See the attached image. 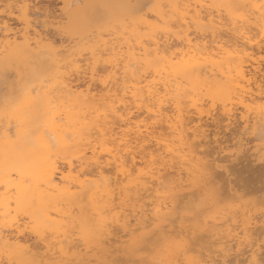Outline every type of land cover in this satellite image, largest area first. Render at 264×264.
I'll return each instance as SVG.
<instances>
[{
  "label": "bare ground",
  "instance_id": "1",
  "mask_svg": "<svg viewBox=\"0 0 264 264\" xmlns=\"http://www.w3.org/2000/svg\"><path fill=\"white\" fill-rule=\"evenodd\" d=\"M59 1L0 0V73L35 72L0 113V264H227L233 240L261 264L264 201L228 177L264 162V0H135L92 46L70 43L100 6ZM217 104L227 128L240 114L235 151Z\"/></svg>",
  "mask_w": 264,
  "mask_h": 264
},
{
  "label": "rangeland",
  "instance_id": "2",
  "mask_svg": "<svg viewBox=\"0 0 264 264\" xmlns=\"http://www.w3.org/2000/svg\"><path fill=\"white\" fill-rule=\"evenodd\" d=\"M39 1V3H38V5L40 6V7H42L43 9L44 8H46V9H51V11L53 10V12H54V10H55V13L57 12H60V8H61V6H62V3L59 1H57V0H38ZM107 1V2H106ZM90 0V2H92V3H94V9H96L97 10V8H98V6H100V8L102 9L101 11H98L97 10V12H98V14L96 13V14H92V13H90L88 16H87V21H88V30L85 32V33H82V34H80L79 36L78 35H75V37L73 38L74 39V41L72 42V40H71V43H70V37H69V35H71L72 37L74 36V35H72L71 33H69V35H65V34H62L63 36H60L61 34H59V32H55L56 31V29L54 30L53 28H52V30H51V28H50V30H49V33L52 35V36H54V37H57L56 39H58V42H59V44L61 43V40L64 42V44H69L70 43V45H74L76 42H78V43H85V41H86V45L85 46H92V45H94L96 42H97V40L98 39H100L101 37H103V38H109V37H113L114 36V34L112 33V32H114L115 30L118 32V33H120L122 30H123V27L125 26L124 24L125 23H127V21L128 20H124V18L125 17H127V19H129L130 21H132V17L131 16H133L135 13H136V5H135V3H137L135 0H110V2H109V0ZM122 1H124V3H121ZM98 4V5H97ZM124 4H125V6H124ZM50 6V7H49ZM134 6V7H133ZM96 7V8H95ZM148 7H149V5H148ZM131 10H130V9ZM57 9H58V11H57ZM133 9V10H132ZM100 10V9H99ZM103 10L105 11V12H103ZM123 10H124V12H123ZM95 11V10H94ZM95 13V12H94ZM104 13V14H103ZM99 15L101 16V18L99 17ZM1 17H2V15H0ZM108 16V17H107ZM106 18V19H105ZM99 19V20H98ZM104 19V20H103ZM117 20V21H116ZM126 21V22H125ZM96 22H98L97 24H96ZM111 22V23H110ZM91 23V24H90ZM108 23H109V25H108ZM113 23H115V24H113ZM128 23H129V21H128ZM128 23L126 24V25H128ZM131 23V22H130ZM15 24V23H14ZM18 25V24H17ZM119 26V27H117L118 28V30H119V28H120V30L118 31L117 30V28H116V26ZM52 27V26H51ZM122 27V28H121ZM109 28L111 29V33H110V30H109ZM95 30V31H94ZM112 30H114V31H112ZM106 31H107V33L109 34H111V35H108L107 33H106ZM98 32H100V33H98ZM103 34H102V33ZM96 33V34H95ZM54 34H56V35H54ZM58 34V35H57ZM87 35V37H85V38H83V36L84 35ZM88 34H89V38H88ZM107 34V35H106ZM85 35V36H86ZM104 35H105V37H104ZM66 36V37H65ZM76 36H78V37H76ZM63 37H64V40H63ZM77 38V39H76ZM82 38V40H80ZM66 39V40H65ZM92 39V41H90ZM97 39V40H96ZM88 40V41H87ZM67 41V42H66ZM69 41V42H68ZM95 42V43H94ZM88 43H90V45H88ZM69 45V46H70ZM77 47V46H76ZM14 63V64H13ZM13 63H11V64H9V65H6L5 67H3L2 69V75H1V73H0V78H1V80H0V82H2L1 84H0V113H3V114H6L5 112H7V113H9L8 112V108L10 109L11 108V106L12 105H15L16 103H14V102H17V97H18V94L22 91V90H20L21 88V86L22 85H24V83L25 82H27L28 83V81H29V79H30V76H31V73L32 74H34L35 72H31L30 73V69L27 67V66H25L22 62H20V61H15V62H13ZM24 65V66H23ZM35 67H37V66H33V68H35ZM38 69V68H37ZM31 70H33V69H31ZM4 72V73H3ZM6 72V73H5ZM5 74V75H4ZM3 77V78H2ZM25 78V79H24ZM31 78H32V76H31ZM7 79V80H6ZM13 79V80H12ZM33 79V78H32ZM31 79V80H32ZM28 80V81H27ZM3 85V86H2ZM5 85V86H4ZM12 86V87H11ZM23 89V88H22ZM216 90H214V94L215 95H220V89L219 88H215ZM19 92V93H18ZM204 92H205V90H204ZM8 96H7V95ZM5 96V97H4ZM6 97H8V98H6ZM16 99V100H15ZM12 102V103H11ZM5 103H7V105L5 104ZM9 103H11L10 105H9ZM14 103V104H13ZM3 105V106H2ZM5 105V106H4ZM9 106V107H8ZM218 106H220L219 104H217V108H218ZM221 107V106H220ZM4 108V109H3ZM14 108V107H13ZM216 108V110H214L215 112H217V113H219V114H216V116L218 117V119H221V118H223L224 116L222 115V113H221V110H220V108H218L217 109ZM10 110H12V109H10ZM218 110V111H217ZM0 115H2V114H0ZM239 115V116H238ZM239 117V118H238ZM237 119H239V120H237ZM223 119H221V120H219V126H217V128H216V125L214 126H211L212 127V129H215V130H219V134H218V138L220 139V141L222 140V139H224L225 141L226 140H228L229 141V145H232V150H233V148H235L234 146H233V144H232V142L234 143L236 140H237V138H238V136H239V134H240V131H241V129H242V120L240 119V114H237V117H236V119H235V123L233 122V124H231L228 128L226 127L227 125H226V123H227V119H226V121H225V117H224V121H222ZM221 121V122H220ZM220 123L222 124L221 126H220ZM236 124V125H235ZM241 125V126H240ZM232 126V127H231ZM239 126V127H238ZM213 127H215V128H213ZM220 128V129H219ZM226 128V129H225ZM225 129V130H224ZM220 130H221V133H220ZM238 130H240V131H238ZM223 131L225 132V133H223ZM234 132H235V134H234ZM237 133H238V135H237ZM220 136V137H219ZM223 136V137H222ZM235 136V137H234ZM237 136V137H236ZM226 137V138H225ZM235 139V141H233ZM211 140H212V138H211ZM219 141V142H220ZM250 141V140H249ZM222 142V141H221ZM230 142H231V144H230ZM228 142L226 141L224 144H227ZM211 144V145H210ZM210 144H206L204 147H203V149H205L206 150V152H208V153H210L211 151H212V153L214 154H216L217 153V150L220 148L219 146H218V144H217V142H212V143H210ZM214 144V145H213ZM215 144H217V145H215ZM224 144H222V145H224ZM253 145V142H251L250 141V144L248 145L249 147L251 146V148L253 147L252 146ZM207 146H209V147H207ZM211 146V147H210ZM216 146H217V148H216ZM209 148V149H208ZM211 148H213V149H211ZM231 148V147H230ZM211 149V150H210ZM215 149V150H214ZM253 149L254 148H252V150H250V151H247L246 150V152H249V153H247V154H249L250 155V153L253 151ZM207 150H209V151H207ZM219 150H221V148L219 149ZM218 150V153L215 155H213L212 157H220V156H225V155H227L225 152H223V151H219ZM213 151H215V152H213ZM233 151H235V150H233ZM223 152V153H222ZM246 152H244L243 154H242V156L246 153ZM247 154H245L246 156H248ZM235 156V155H234ZM233 156V157H234ZM245 156V157H246ZM211 157V158H212ZM237 157V156H236ZM236 157H235V162H234V160L232 161L234 164H231L230 165V168L229 169H231V173H230V175H229V177H228V175H227V177H228V179H229V181H231V184H232V187L233 186H235L236 188H239L238 189V194H242V196H243V193H244V195L246 194L247 196H244L243 198H245V197H247V198H245L244 200L246 201V203L245 204H248L249 202H251V205H249V206H253L252 205V203H254V201H259V202H255V203H257L258 204V206L260 205H262V204H260V201H261V199L264 201V162H262L261 164L259 163V165H255V164H258V163H255V164H252L253 162H251V161H249V157H246V158H244V156L241 158V156L240 157H237L238 158V160L236 159ZM248 158V159H247ZM252 158V157H251ZM247 162V165L245 164L246 162ZM248 162H249V164H248ZM228 163V162H227ZM230 163H231V161H230ZM229 163V164H230ZM237 163V164H236ZM242 163H243V165H242ZM253 165V166H252ZM248 166H250V167H248ZM256 166H258V167H256ZM262 166V167H261ZM234 167V168H233ZM244 167V168H243ZM235 168H236V170H235ZM240 168V169H239ZM251 168V169H250ZM261 168H263V169H261ZM242 169V170H241ZM246 169V170H245ZM256 171H255V170ZM244 170V171H243ZM230 171V170H229ZM233 171V172H232ZM259 171V172H258ZM224 173V172H223ZM223 173H219V174H223ZM234 174V175H233ZM226 174H224V176H225ZM262 175V176H261ZM223 175H221V176H219V177H222ZM232 177V178H231ZM224 178V177H223ZM224 179H226V178H224ZM231 179V180H230ZM232 180H233V182H232ZM239 186H237V185ZM223 186H224V183H222L221 184V192H222V190L226 187V186H224V188H223ZM227 188V187H226ZM243 188H245V189H243ZM228 189V188H227ZM227 189H224V192H225V190H226V192H227ZM241 190H242V192H241ZM247 190V191H246ZM249 191V192H248ZM247 192V193H246ZM228 194H229V191L227 192ZM227 193H223V195L225 194V196H227L226 194ZM248 193H249V195H248ZM256 196L258 197V198H256ZM262 196V197H261ZM223 197V199H224V196H222ZM254 197V198H253ZM259 197H260V199H259ZM228 198H231V197H229L228 196ZM228 198H226L225 200H223V202H222V204L225 202V201H227V200H229L228 202H225V203H229V204H231V203H234L235 202V200L234 199H232V200H230V199H228ZM249 198V199H248ZM255 199H257V200H255ZM243 200V199H242ZM249 200V201H248ZM253 200V201H252ZM197 201H200V200H196V203L198 204L199 202H197ZM234 201V202H233ZM242 202V203H243ZM224 203V204H225ZM255 203H254V205H255ZM200 204V203H199ZM201 206V205H200ZM228 206V205H227ZM257 206V205H256ZM258 215L257 216H261V215H259V213H257ZM259 218V217H258ZM261 232H262V230H260ZM259 230L257 231V232H260ZM256 235L255 236H257V238H254V239H258V240H255V241H257V243L258 244H254V243H252L253 241L252 240H254L253 239V236L254 235H252V244L253 245H255L254 246V249H257L258 247H259V245H260V248H259V250H258V255H256V258H259V256L261 257V259H260V263L261 264H263L264 263V238L262 239V237H264L263 235H261V234H264V232L263 233H260V235L258 234V233H255ZM260 239V240H259ZM263 241H262V240ZM202 241V243H203V239L201 240ZM254 241V242H255ZM208 242V243H207ZM234 242V243H233ZM260 242V243H259ZM262 242V243H261ZM209 243H211V240L210 241H208L207 240V238H206V241H205V244L204 245H206L205 247L206 248H204V251L206 252V250L205 249H207V247L210 245L211 246V244H209ZM229 244H224L223 246H226L227 245V248L229 247V246H233L232 248H228L227 250L228 251H230V252H228L227 250H226V252L229 254V256L227 257L228 259H227V264H229V263H231V264H249V262H250V264H252L251 263V261H250V258L249 259H246V258H248V257H250L251 256V254H252V252H253V250H251L250 251V249H249V247H250V245H249V243L247 244V243H245V244H243V245H241V247H244V248H246V249H244L243 250V248H241L240 246H238L239 244L237 243L236 244V241H232V242H228ZM231 243V244H230ZM251 244V245H252ZM247 247H246V246ZM249 245V246H248ZM252 245V246H253ZM261 245L263 246V247H261ZM209 246V247H210ZM208 247V248H209ZM217 246H215L214 245V247L213 246H211V248L212 249H214V248H216ZM257 247V248H256ZM211 248H209V250L211 249ZM226 248V247H225ZM236 248H238V249H236ZM240 248H241V250L242 251H240ZM262 248V249H261ZM160 249V248H159ZM234 249V250H233ZM163 250V249H162ZM208 250V249H207ZM236 250V251H235ZM248 251V252H246V251ZM152 250L150 249V252H148V251H145V253H149L150 255L151 254H153L152 252H151ZM159 251H161V250H159ZM237 251H239V253L237 252ZM260 251V252H259ZM161 252H163V251H161ZM211 251H209V253H210ZM232 252V253H231ZM236 252H237V254H236ZM242 254H241V253ZM246 252V253H245ZM144 253V254H145ZM208 253V252H207ZM212 254L214 253V252H211ZM211 254V255H212ZM231 254V255H230ZM232 254H233V257H232ZM236 254V255H235ZM240 254V255H239ZM244 254V255H243ZM145 255H147V257L149 256L148 254H145ZM214 255V254H213ZM247 255H248V257H247ZM250 255V256H249ZM121 256H123L122 254H121ZM214 257V256H213ZM232 257V258H231ZM123 258V257H122ZM219 258V257H218ZM232 260H230V259ZM236 258H238L237 260H235ZM229 260V261H228ZM246 260V261H245ZM259 260V259H258ZM182 262V261H181ZM217 263H220V261L218 260L217 261Z\"/></svg>",
  "mask_w": 264,
  "mask_h": 264
}]
</instances>
